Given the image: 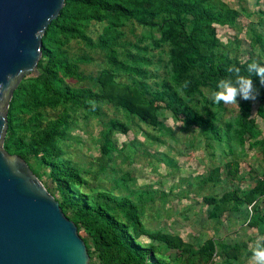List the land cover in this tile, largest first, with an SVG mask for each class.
Listing matches in <instances>:
<instances>
[{"label":"rangeland","instance_id":"1","mask_svg":"<svg viewBox=\"0 0 264 264\" xmlns=\"http://www.w3.org/2000/svg\"><path fill=\"white\" fill-rule=\"evenodd\" d=\"M205 5L234 15L232 23L214 25L215 56L264 62V0H206ZM154 21L140 24L119 19L116 29L106 19L79 21L93 43L101 35L115 40L119 64H110L104 50L87 47L75 38L63 40L62 47L71 57L85 54L89 61L78 65L79 77L61 72L62 90L86 88L89 99L76 106L14 113L15 136L6 131L1 148L17 155L6 149L9 141L15 137L28 141L41 120L45 123L66 112L62 134L55 138L53 159L80 174L81 180L70 184L73 195L83 194L94 202L104 193L135 205L141 229L136 242L150 248L161 261L250 264L251 246L258 236H264V198L257 200L255 210L246 205L242 192L264 178L260 102L238 98L239 106L215 104L210 99L211 88L185 96L170 78L168 45L158 30L159 20ZM39 72L36 68L21 76L12 96ZM168 87L194 116L214 123L217 135L182 113L175 114L164 94ZM111 119L125 124L127 131L110 132L112 146L105 156L100 145ZM48 159L46 151L39 149L28 164L47 190L66 203ZM66 210L74 215V208ZM116 215L125 219L123 212L116 211ZM78 232L89 248L90 264H125L121 257L101 256L95 236L82 221Z\"/></svg>","mask_w":264,"mask_h":264},{"label":"trees","instance_id":"2","mask_svg":"<svg viewBox=\"0 0 264 264\" xmlns=\"http://www.w3.org/2000/svg\"><path fill=\"white\" fill-rule=\"evenodd\" d=\"M205 2L206 0H64L58 16L49 23L42 36L41 57L37 64L39 74L17 87L13 93L7 117V132L10 131L15 136L18 125L14 124V113L37 111L44 106H76L89 99L90 93L86 88L66 87L62 90L64 81L61 72L79 77L78 65L89 61L85 54L71 57L62 47L66 38H75L87 47L104 50L110 64H119L116 59L115 40L101 35L93 43L78 23L83 20L106 19L112 29H116L119 19L134 20L140 24L155 23L154 20L158 19V30L162 34V40L168 45L170 78L185 96L200 92L202 88L217 90V82L231 75L228 68L232 65L240 67L242 73L247 75V65L251 61H238L228 55H214L218 45L214 25L232 23L234 15L225 9L205 5ZM253 80L260 89L257 113L264 118V87L260 86L258 77L253 76ZM164 94L175 114L182 113L191 118L198 127L203 130L209 128L217 135L215 124L194 116L176 91L168 87ZM66 115L64 112L45 123L41 120L39 129L32 133L28 141L15 137L9 141L11 143H7L6 149L27 162L37 150L46 151L57 189L67 198L66 203L59 202L62 211L74 221L78 231L81 221L88 226L89 234L95 236L101 256L104 257L105 253L110 259L121 257L125 264H170L159 260L150 248L136 242V235L141 229L135 205L127 204L125 200H114L104 193L94 202L88 201L83 194L73 195L70 184L79 182L80 174L70 165H63L61 161L56 162L53 159L55 138L62 134ZM39 116L42 117L41 113ZM40 118L35 117L34 120L40 121ZM113 129L127 131L125 124L111 119L102 136V155L109 154L112 146L109 135ZM242 197L246 205H252L256 210L255 203L264 198V180H258L253 187L242 192ZM67 207L75 209L73 216H69ZM116 211L123 212L125 219H119ZM256 216L252 215L253 220ZM209 244L211 245V241ZM86 247L89 251L87 245ZM210 255L205 257L206 261ZM190 264H201V261Z\"/></svg>","mask_w":264,"mask_h":264},{"label":"water","instance_id":"3","mask_svg":"<svg viewBox=\"0 0 264 264\" xmlns=\"http://www.w3.org/2000/svg\"><path fill=\"white\" fill-rule=\"evenodd\" d=\"M64 0H0V264H90L77 225L28 162L1 143L21 76L37 68L42 36Z\"/></svg>","mask_w":264,"mask_h":264},{"label":"clouds","instance_id":"4","mask_svg":"<svg viewBox=\"0 0 264 264\" xmlns=\"http://www.w3.org/2000/svg\"><path fill=\"white\" fill-rule=\"evenodd\" d=\"M247 75L243 74L240 67L232 65L228 68L231 74L217 82L216 88L210 94V99L215 104L238 105V98L244 101L255 102L260 89L256 86L253 76L259 78V84L264 87V62L253 59L247 65ZM250 264H264V236H258L251 246Z\"/></svg>","mask_w":264,"mask_h":264},{"label":"built area","instance_id":"5","mask_svg":"<svg viewBox=\"0 0 264 264\" xmlns=\"http://www.w3.org/2000/svg\"><path fill=\"white\" fill-rule=\"evenodd\" d=\"M263 180H264V178H263Z\"/></svg>","mask_w":264,"mask_h":264}]
</instances>
